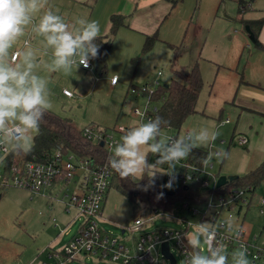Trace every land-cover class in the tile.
Here are the masks:
<instances>
[{
  "label": "rangeland",
  "instance_id": "374dc122",
  "mask_svg": "<svg viewBox=\"0 0 264 264\" xmlns=\"http://www.w3.org/2000/svg\"><path fill=\"white\" fill-rule=\"evenodd\" d=\"M238 1H181L175 7L170 19L180 23L179 36H176L178 38L174 41L179 42L173 44L179 47L176 54L170 47L169 39L156 42L150 51L144 53L142 50L144 42L138 37L139 35L126 33L129 35L118 38L115 36L107 58L106 69L101 74L95 69L86 70L82 66L77 71L74 70L71 75L49 71L53 60V49L47 44L45 36L37 33L38 27H35L33 33L24 31L23 35L13 42L6 59L11 66L24 71L27 70L25 56L31 52V63L34 65L30 70L31 73L45 77L49 81L48 87L51 90L53 104L50 111L62 118L71 119L73 125L79 130L88 126L110 130L114 140L120 143L124 133L117 131V128L119 126L129 128L141 123L142 119L136 114V110L144 112L147 107V98L133 94L132 88L151 83L155 79L162 86L170 84L176 78L174 70L184 67L190 70L194 63L201 59L199 52L202 50L200 68L204 86L196 106L198 112L185 120L179 136L186 135L189 131L194 135L202 130H207L209 134L212 131L218 132L214 142L210 141L208 145L198 148L210 153L219 149L224 152L227 150L228 156L225 159H217L214 156L212 172L220 176L242 177L245 174L239 172V167L246 157L250 161L249 169H256L260 161L264 159V148L253 150L238 144L228 145L233 131L237 132L235 128L237 113L233 112L228 103L223 102V99L227 97L223 90L225 85L223 81L218 79L212 90L217 70L213 58H216L217 62L223 66H226V63H233L234 71L230 75L232 83L235 80L240 82L241 78L248 75V69L245 68L248 60L251 63L260 62V67L264 66V50L256 47L257 41L247 33L245 26L237 19L230 23L228 16L236 18L239 12ZM233 29L237 30V34L233 33ZM172 37L175 36L172 35ZM16 51L19 59L13 62L12 56ZM174 58L176 60L173 68ZM91 61L96 67V61ZM236 69L240 75L235 77L233 74H236ZM159 72L162 73L161 76L158 75ZM224 72L229 71L221 70V73ZM243 73H247L246 76ZM113 77L118 79L115 85L112 84ZM64 90L71 91L74 96L67 97L63 93ZM220 103H223L222 108L218 106ZM220 115L221 119H229L231 123L219 126ZM17 122H20L18 118H12L6 122L5 126ZM248 125L255 126L252 123ZM258 129L260 131L255 135V139L262 140L260 142L264 146V121L259 123ZM163 131L168 139L176 134L170 128H164ZM31 135L35 134L28 130L25 131L24 137ZM221 140L227 143H221ZM144 151L147 154L148 164H154L160 158L159 153L149 154L147 146ZM159 170L164 173L157 172L155 177L157 184L147 191H142L136 201L130 199L117 185H114L107 194L100 226L114 236L122 237L124 228L131 226L135 219L141 217L147 220L155 209L163 207L165 199L161 197L160 192L162 186L170 179L168 171L171 169L167 164H163ZM185 170L184 164L180 161L172 171L175 178L172 187H163L164 191L178 189L181 184L180 177ZM57 190L55 198L48 200L41 196L33 198L28 191L20 188L0 189V264L47 262L45 255L50 246L61 249L77 233L84 216L74 208L67 212L62 202L67 200L62 193L64 189ZM258 211L259 208L253 207L247 217L248 226L253 227L254 233L259 231L263 223V217ZM172 215L171 212L169 216L157 218L147 227V230L165 227L170 230H183L184 226L173 220ZM180 215L192 220L187 211ZM124 236L132 237L128 232ZM159 248L160 246L157 251ZM204 250L206 252V246ZM172 253L177 264H185L184 257L177 247H172ZM160 259L161 264H170L167 260L163 261L164 257L161 255ZM85 262L87 264H120L101 261L97 257H87ZM70 264L84 263L73 261Z\"/></svg>",
  "mask_w": 264,
  "mask_h": 264
},
{
  "label": "built area",
  "instance_id": "2783aa9c",
  "mask_svg": "<svg viewBox=\"0 0 264 264\" xmlns=\"http://www.w3.org/2000/svg\"><path fill=\"white\" fill-rule=\"evenodd\" d=\"M17 57L18 55L16 59ZM81 66L86 70L95 69L92 61L87 68ZM158 75L160 76L161 72ZM117 81V77H113L112 82L115 84ZM159 86V81L155 79L151 83L133 87L131 90L133 94L147 98L145 111L136 110L142 122L152 119L149 110L155 111L156 108H152L151 96ZM63 93L69 97L73 96L69 90H64ZM229 121L226 119L224 122ZM126 129L127 127L119 126L117 131L124 133ZM111 134L110 130L96 126H88L82 130V136L90 143L113 154V147L118 142ZM24 135L25 129L20 122L0 129V189L20 188L28 191L33 198L41 196L52 200L57 189L62 188L63 195L67 197V200H62L65 210L70 212L74 208L84 216L77 233L61 249L50 246L45 255L47 262L39 261L38 264H70L73 261L87 264L85 262L87 257H97L101 261L120 264H161L160 255L164 257L163 261L169 262L162 254L164 243L169 244L171 253L172 247H177L186 264L187 259L190 260L199 252V248L189 243L186 235L197 223H209L214 226V242L216 246H223L227 250L230 262L231 252L243 244L247 248L250 264H264V180L259 188H231L224 193H213L201 207L179 203L171 211H166L161 206L155 209L147 220L141 217L135 219L131 226L124 228L122 237H116L100 226L104 204L114 175L113 169L108 164L95 162L92 157H82L73 152L56 151L43 162L27 160L18 151L13 152L18 148V142L24 138ZM175 138L170 136L169 141ZM221 142L225 143L224 140ZM248 142L246 136L235 135L229 145H246ZM211 161L212 159L202 167H194L181 160L186 168L180 177L181 184L203 178L204 186H210L211 181L212 186L217 188L219 177L216 178V174L212 172L214 163ZM253 207L259 208L258 212L263 217V223L256 233L253 232V227L248 226L247 221ZM185 211L191 215L192 220L180 215ZM171 212L173 213L171 218L181 223L184 226L183 230H170L166 227L147 230L157 218L169 216ZM54 222L56 223V219ZM234 225L240 227L238 236L232 230ZM127 232L132 237L124 236ZM158 246H160L159 251H157Z\"/></svg>",
  "mask_w": 264,
  "mask_h": 264
},
{
  "label": "clouds",
  "instance_id": "9594fccd",
  "mask_svg": "<svg viewBox=\"0 0 264 264\" xmlns=\"http://www.w3.org/2000/svg\"><path fill=\"white\" fill-rule=\"evenodd\" d=\"M37 10L38 0H0V129L4 128L8 120L18 118L25 131L31 130L34 134H39L45 113L53 107L49 81L30 71L34 67L31 63L32 53L28 52L25 56L27 70L24 71L11 66L6 59L13 42L23 35L25 27L31 22L30 13ZM76 23L81 26L78 34L69 30L70 25L64 18L51 10L40 19L37 31L45 36L47 44L53 49L49 71L71 75L81 65L87 68L91 60L98 58L99 21L80 18ZM16 55L18 54L12 56V61L16 59ZM162 124L165 128L170 122L157 116L127 128L122 142L117 143L107 161L121 178L137 177L141 180L146 175L148 183L144 185L145 191L154 187L155 177L157 172H161L159 169L163 164H167L171 171H168V183L162 187L171 188L175 179L172 171L176 165L189 157L197 147L206 146L210 141L214 142L219 134L216 131L209 134L207 130H202L194 135L189 131L186 135L169 141L164 134V128H161ZM33 140L34 135L25 136L13 152L28 154L32 149ZM145 146L148 152L160 154L156 163L146 162ZM213 156L225 159L228 153L219 149L204 157L203 163L207 165ZM239 228L236 225L232 228L237 236L240 233ZM186 235L189 243L199 248V252L190 260L187 259L186 264H250L247 248L243 244L231 252L232 259L229 261L227 250L223 246H216L214 242L215 231L212 224L197 223Z\"/></svg>",
  "mask_w": 264,
  "mask_h": 264
},
{
  "label": "trees",
  "instance_id": "16d2710c",
  "mask_svg": "<svg viewBox=\"0 0 264 264\" xmlns=\"http://www.w3.org/2000/svg\"><path fill=\"white\" fill-rule=\"evenodd\" d=\"M173 6H176L183 0H170ZM247 3L240 1V4ZM250 27L254 36H258L259 31L264 26V17L256 20H248L243 22ZM127 17L121 14H114L110 17L109 35L99 36L97 43L100 44V54L98 58L94 59L97 64L101 65V72L103 73L107 66V58L110 53L113 40L118 30L127 26ZM160 41L159 32L156 31L151 35H146L143 43V52L150 51L156 42ZM174 53L178 52L179 47L170 44ZM174 58L172 67L175 66ZM176 78L168 85H160L156 88L151 96L152 108L155 111L149 110L152 119L160 116L164 120L170 122V128L175 131V137H179L180 131L185 120L193 114L198 112L196 106L204 86V80L200 72L199 66L195 65L190 70L180 69L174 70ZM164 128V125H161ZM82 130L76 128L72 120L69 118H62L50 110L45 113L43 121H41L39 134L34 135L32 149L28 154H22L27 160H34L43 162L48 160L56 151L65 153H76L82 157H92L95 162L100 164H108L107 161L112 155L103 148L93 145L86 138L82 136ZM150 154V152H149ZM209 155V151L201 148H196L193 152L183 159V161L190 166L202 167L204 165L203 158ZM223 164V162H222ZM221 164V167H222ZM114 171V170H113ZM220 177L216 174V178ZM147 178V179H145ZM264 180V161L254 170L248 172L242 177L229 182L221 188H214L210 181V186H204V179L188 181L186 184L182 183L175 194H166L163 187L161 192L165 199L163 206L166 211H171L179 203H187L189 206L201 207L210 198L211 194H220L228 191L231 188H259ZM148 182V177L139 180L136 177L121 178L118 173L114 171L113 179L110 189L117 185L122 193L126 194L130 199L136 201L139 194L144 191V185ZM157 182L155 181V185Z\"/></svg>",
  "mask_w": 264,
  "mask_h": 264
},
{
  "label": "crops",
  "instance_id": "0c3cea01",
  "mask_svg": "<svg viewBox=\"0 0 264 264\" xmlns=\"http://www.w3.org/2000/svg\"><path fill=\"white\" fill-rule=\"evenodd\" d=\"M240 1L241 0L238 1L239 12H237L236 18H234L235 16H228L231 20H229L230 23L237 19L246 28L248 25L243 23L244 20H256L264 17V0H242L247 2L242 5ZM176 6H173L170 0H38V10L34 13H30L32 21L25 27L24 31L33 33L36 29L35 27H38L39 21L43 15L51 10L54 14H59L64 18L65 22L70 25L69 30L72 29L71 31H73L74 34H78L81 28V26L76 23V20L84 18L87 20L99 21V36H104L109 33L110 17L114 14H121L127 17L128 24L118 30L115 35L117 38L129 35L126 33H134V35H139L138 37L141 40L143 39L144 42L146 35H151L158 31L160 41L169 39L171 40L169 44H175L179 42L174 41L178 38L176 36H179L180 23L170 19ZM37 33L39 34V32ZM233 33L237 34V30L233 29ZM247 33L257 41L256 47L264 50V26L259 31L257 37L251 35L249 32ZM171 34L175 37H172ZM38 37L39 35L36 36V39H38ZM201 51L199 52V58L202 59ZM18 59L19 57L13 62H16ZM200 60H197L193 66L198 65L201 72ZM213 60L214 65L217 66V70L212 90H214L218 79L223 81L225 85L223 87L224 89H222L225 95H227V97L223 99V102L228 103L233 109V112L237 113V126L235 127L237 132L233 131L232 137L237 134L246 136L249 139L248 144L240 146L246 147L247 149L263 150L264 146L260 142L262 140H259V138L255 139V135L260 131L258 129L259 123L264 121V66L260 67V62L253 61V63H251L248 60L245 67L248 69V75L246 76L245 74L247 73H243L246 77L241 78L240 82L235 80L234 83L236 85H234V83L230 82V75H232V71H234L233 63H226L227 65L223 66L217 62L216 58H213ZM229 67L232 69H228ZM225 69L229 72L221 73V70L225 71ZM233 75H235V77L240 75L237 69L236 74ZM112 84L114 83L112 82ZM218 106L222 108L223 103H220ZM221 113L222 112H220V114ZM225 120L226 119H221L220 115L218 125L222 126L223 124L231 123V121L226 123L224 122ZM248 123L255 124V126L248 125ZM225 143L227 142L225 141ZM225 152L227 153V150ZM214 158L213 156L212 159L214 160ZM263 161L264 159L260 161V164ZM249 168L250 161L249 158L246 157L243 164L239 167V172L247 174L254 170Z\"/></svg>",
  "mask_w": 264,
  "mask_h": 264
},
{
  "label": "water",
  "instance_id": "95a60500",
  "mask_svg": "<svg viewBox=\"0 0 264 264\" xmlns=\"http://www.w3.org/2000/svg\"><path fill=\"white\" fill-rule=\"evenodd\" d=\"M246 30L247 32H249L251 35H253L252 31L250 30L249 26H246ZM96 72L100 73L101 71V65L97 64V66L95 67ZM239 176H225L222 175L218 178L217 180V188H221L222 186L228 184L229 182H232L234 180H236ZM165 193L170 195V194H175L176 193V189L173 190H165ZM1 198V196H0ZM162 254L169 260L170 264H177L176 258L174 257V255L170 252V247L168 243H164L162 245Z\"/></svg>",
  "mask_w": 264,
  "mask_h": 264
}]
</instances>
